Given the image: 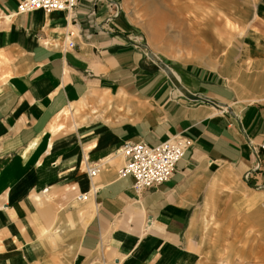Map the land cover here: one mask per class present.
<instances>
[{
  "label": "crops",
  "instance_id": "1",
  "mask_svg": "<svg viewBox=\"0 0 264 264\" xmlns=\"http://www.w3.org/2000/svg\"><path fill=\"white\" fill-rule=\"evenodd\" d=\"M22 1L0 0V264H168L189 253L208 212H231L240 198L254 205L252 190L264 189V64L262 84L235 101L204 72L174 73L219 105L192 100L135 45L119 0H78L70 18L19 14ZM259 5L245 35L254 57L264 55ZM177 135L191 147L170 181L137 193L132 176H119L124 143ZM99 163L91 179L86 165Z\"/></svg>",
  "mask_w": 264,
  "mask_h": 264
},
{
  "label": "rangeland",
  "instance_id": "2",
  "mask_svg": "<svg viewBox=\"0 0 264 264\" xmlns=\"http://www.w3.org/2000/svg\"><path fill=\"white\" fill-rule=\"evenodd\" d=\"M119 3L132 34L141 39L158 62L140 49L146 58L160 71L174 76L185 90L188 91L174 73L180 78L194 76L197 71L206 73L204 84L212 88L221 84V96L227 101L241 100L262 84L257 68L264 64V55L254 57L245 37L246 27L260 7L259 0ZM67 111L69 114L70 109ZM252 192L256 194L254 205L240 198L238 208L231 212L226 206L220 212H208L206 219L191 230L189 253L185 249L183 254L175 252L168 264H264V189L254 188ZM244 195L252 196L248 192Z\"/></svg>",
  "mask_w": 264,
  "mask_h": 264
},
{
  "label": "built area",
  "instance_id": "3",
  "mask_svg": "<svg viewBox=\"0 0 264 264\" xmlns=\"http://www.w3.org/2000/svg\"><path fill=\"white\" fill-rule=\"evenodd\" d=\"M78 0H23L18 5V13H32L43 11L45 13L62 12L67 16L73 14ZM75 32L68 30L66 33L67 47L72 49ZM191 142L182 135H177L169 140L152 147L144 142H126L120 149L125 164L119 170L120 177L132 176L134 178L133 188L137 193L147 189L158 188L171 180L174 176L177 164L184 158L190 149ZM264 149V147H261ZM257 156V149H254ZM102 164L93 166L86 165L87 173L92 179L100 172ZM86 196H83L82 199Z\"/></svg>",
  "mask_w": 264,
  "mask_h": 264
},
{
  "label": "water",
  "instance_id": "4",
  "mask_svg": "<svg viewBox=\"0 0 264 264\" xmlns=\"http://www.w3.org/2000/svg\"><path fill=\"white\" fill-rule=\"evenodd\" d=\"M135 44V43H134ZM149 56V55H148ZM150 57V56H149ZM151 58V57H150ZM152 59V58H151ZM153 60H155V59H153ZM155 61H157L158 62V60L156 59ZM165 71H169V68L168 67H166V66H164V65H162V64H159ZM171 77H173V79L175 80V84H176V86H178V88H179V91L183 94V95H185L186 97H188V98H190V99H192V100H198V101H203V102H206V103H210V104H215V105H219V103L218 102H215V101H213V100H210V99H207V98H203L202 96H195V95H193V94H191L190 92H188L187 90H185L181 85H180V83L178 82V81H176V79L174 78V76H172L171 75Z\"/></svg>",
  "mask_w": 264,
  "mask_h": 264
},
{
  "label": "bare ground",
  "instance_id": "5",
  "mask_svg": "<svg viewBox=\"0 0 264 264\" xmlns=\"http://www.w3.org/2000/svg\"><path fill=\"white\" fill-rule=\"evenodd\" d=\"M138 48H141L143 51H145L152 59L156 60V57L153 55V53H151L148 48L146 47L145 44H141V43H136L135 44Z\"/></svg>",
  "mask_w": 264,
  "mask_h": 264
}]
</instances>
